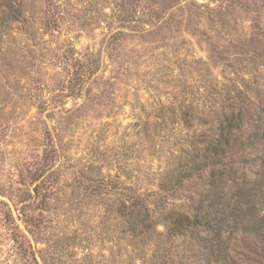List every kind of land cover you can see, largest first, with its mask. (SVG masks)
Returning a JSON list of instances; mask_svg holds the SVG:
<instances>
[{
	"label": "rangeland",
	"instance_id": "rangeland-1",
	"mask_svg": "<svg viewBox=\"0 0 264 264\" xmlns=\"http://www.w3.org/2000/svg\"><path fill=\"white\" fill-rule=\"evenodd\" d=\"M238 94L245 135L259 133L264 0H0V264H139L112 193L191 211L208 165L171 177L209 155L215 112ZM224 163L251 187L264 139ZM231 239L225 264H264L261 238ZM166 245L173 264H208L187 234Z\"/></svg>",
	"mask_w": 264,
	"mask_h": 264
},
{
	"label": "trees",
	"instance_id": "trees-1",
	"mask_svg": "<svg viewBox=\"0 0 264 264\" xmlns=\"http://www.w3.org/2000/svg\"><path fill=\"white\" fill-rule=\"evenodd\" d=\"M237 96V99H225V103H220L221 109L215 112L212 131L216 138L208 141L204 149L209 155H201L198 161L196 155H188L180 171L171 177L170 184H179L199 175L208 165V187L191 211L171 209L158 202L148 206L147 199L134 192L127 195L112 193L116 199L106 206V211L113 219L126 224L139 264H173L166 244L185 234L198 241L208 264L226 263L228 244L234 233L253 234L264 242V215L255 210L258 196L263 195L264 171L262 178L248 187L249 181L245 177L234 181L223 167L226 153L231 148L249 145L259 137L264 139V122L259 125L262 127L259 133L257 129L245 135L243 104L239 100L241 95ZM234 101H240V106ZM105 187L103 195L114 192L113 186L107 184ZM158 225L163 227V232L157 231ZM148 247L153 248L150 255L145 251Z\"/></svg>",
	"mask_w": 264,
	"mask_h": 264
}]
</instances>
